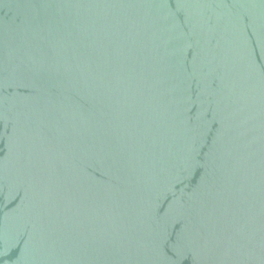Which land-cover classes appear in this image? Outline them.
<instances>
[{
    "label": "water",
    "instance_id": "1",
    "mask_svg": "<svg viewBox=\"0 0 264 264\" xmlns=\"http://www.w3.org/2000/svg\"><path fill=\"white\" fill-rule=\"evenodd\" d=\"M0 264H264V0H0Z\"/></svg>",
    "mask_w": 264,
    "mask_h": 264
}]
</instances>
